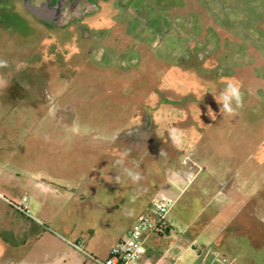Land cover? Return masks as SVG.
I'll return each mask as SVG.
<instances>
[{
    "label": "rangeland",
    "instance_id": "1",
    "mask_svg": "<svg viewBox=\"0 0 264 264\" xmlns=\"http://www.w3.org/2000/svg\"><path fill=\"white\" fill-rule=\"evenodd\" d=\"M9 3L0 204L36 221L10 261L99 264L166 195L150 263L264 264V0Z\"/></svg>",
    "mask_w": 264,
    "mask_h": 264
},
{
    "label": "built area",
    "instance_id": "2",
    "mask_svg": "<svg viewBox=\"0 0 264 264\" xmlns=\"http://www.w3.org/2000/svg\"><path fill=\"white\" fill-rule=\"evenodd\" d=\"M183 164L195 168L197 164L192 160L191 153L187 155ZM195 174L192 172L188 180L193 181ZM27 199L22 200V205L16 206L23 215H29L30 210L26 205ZM175 205V200L166 195H158L152 200L150 212L138 216L127 237L118 241L110 250L104 260L96 261L99 264H152L149 261L146 248L150 236L169 227L167 215Z\"/></svg>",
    "mask_w": 264,
    "mask_h": 264
},
{
    "label": "crops",
    "instance_id": "3",
    "mask_svg": "<svg viewBox=\"0 0 264 264\" xmlns=\"http://www.w3.org/2000/svg\"><path fill=\"white\" fill-rule=\"evenodd\" d=\"M36 186L38 185L36 184ZM1 199L2 198L0 195V200ZM10 208L11 210H9V208H5L3 204H0V263L1 264H10L9 262H11V264H14V262H12L13 260L12 261L10 260L14 258V255L16 254V252L20 251L21 246L26 245L25 241L23 240L22 242L20 241L22 239L20 237V230H19L20 219L22 218L23 232L29 233L30 231H32V229L35 227V224H36L35 220H33L30 216H25L21 214L17 210L16 207L13 208L12 206H10ZM8 214L10 216H8L6 219L5 215H8ZM8 218H10V220L12 221L9 222ZM4 231L7 233L6 238L3 236ZM24 239H27V238L25 237ZM16 264H20V263L18 262Z\"/></svg>",
    "mask_w": 264,
    "mask_h": 264
},
{
    "label": "water",
    "instance_id": "4",
    "mask_svg": "<svg viewBox=\"0 0 264 264\" xmlns=\"http://www.w3.org/2000/svg\"><path fill=\"white\" fill-rule=\"evenodd\" d=\"M26 8L33 13L36 17L44 20L45 22H52L56 20L61 13L59 7H49L48 5L36 6L29 0H25Z\"/></svg>",
    "mask_w": 264,
    "mask_h": 264
},
{
    "label": "flooded vegetation",
    "instance_id": "5",
    "mask_svg": "<svg viewBox=\"0 0 264 264\" xmlns=\"http://www.w3.org/2000/svg\"><path fill=\"white\" fill-rule=\"evenodd\" d=\"M29 1L35 5L34 0H29ZM80 1L81 0H44L41 3L40 6L48 5L49 7L50 6L53 7L54 5H56L57 7L60 8L61 13H62L63 7L66 4V2H70L71 3V9H73L76 5H78L80 3ZM88 1H90V0H88ZM9 2H10V0H0V22L4 18V13H3L4 10H6V9H9L10 10L11 9V6H10V3ZM22 2L25 5V0H22ZM61 13H60V15H61ZM40 20H42V19H40ZM42 21H44V20H42ZM52 22H50V23L49 22H45V23L51 25Z\"/></svg>",
    "mask_w": 264,
    "mask_h": 264
},
{
    "label": "clouds",
    "instance_id": "6",
    "mask_svg": "<svg viewBox=\"0 0 264 264\" xmlns=\"http://www.w3.org/2000/svg\"><path fill=\"white\" fill-rule=\"evenodd\" d=\"M232 94L236 97L237 103H239V91L237 88L232 89Z\"/></svg>",
    "mask_w": 264,
    "mask_h": 264
},
{
    "label": "trees",
    "instance_id": "7",
    "mask_svg": "<svg viewBox=\"0 0 264 264\" xmlns=\"http://www.w3.org/2000/svg\"><path fill=\"white\" fill-rule=\"evenodd\" d=\"M163 232L165 231V232H168L169 231V227L168 228H166V229H163L162 230ZM162 231L161 232H159V233H162Z\"/></svg>",
    "mask_w": 264,
    "mask_h": 264
}]
</instances>
